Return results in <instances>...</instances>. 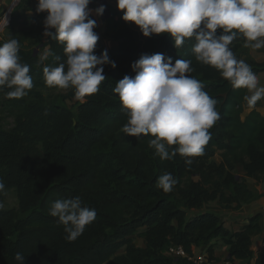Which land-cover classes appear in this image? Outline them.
Returning a JSON list of instances; mask_svg holds the SVG:
<instances>
[{
  "label": "trees",
  "instance_id": "trees-1",
  "mask_svg": "<svg viewBox=\"0 0 264 264\" xmlns=\"http://www.w3.org/2000/svg\"><path fill=\"white\" fill-rule=\"evenodd\" d=\"M28 7L27 0L15 6L8 40H18L20 61L30 66L34 86L22 98H9L10 89L0 86V180L5 186L0 203L11 189L19 199L18 209L0 208V264H19L14 258L17 252L25 256V264H190L166 251L179 245L193 254L196 247L208 245V255L214 258L211 242L219 236L232 245L230 258L253 257L252 238L262 232L261 214L253 215L234 235L214 210L188 219L190 211L206 208L214 200L229 207L253 198L246 179L235 172L238 165L248 177L264 176V115L254 106L243 116L248 90L233 88L220 70L197 61L194 38H185L176 48L168 33L146 37L138 25L122 19L123 12L111 9L106 26L94 29L99 35L94 52L100 55L106 49L116 67L103 65L106 79L99 91L79 99L75 111L66 101L75 97L74 89L48 86L44 80V66L66 60L63 44L44 35L47 12L25 18L24 28H15L16 12ZM221 32L218 28L217 35ZM246 45V37L238 33L229 47L257 74L264 63L250 60ZM36 46L48 47L52 55L42 62L33 53ZM154 53L171 57L173 64L177 59L191 60L189 75L217 101L220 118L208 130L203 154L190 158L191 165L178 153L162 160L149 146L151 134L135 137L123 132L126 110L113 89L125 75H136L131 65L142 54ZM8 117L14 119L11 128L4 125ZM215 156L222 158L221 164L213 160ZM166 172L176 181L170 191L157 187ZM76 196L82 206L95 209L96 216L82 234L68 240L58 218L49 215V207L57 199ZM143 226L148 227L147 246L138 247L132 236ZM124 244L126 253L118 254Z\"/></svg>",
  "mask_w": 264,
  "mask_h": 264
},
{
  "label": "clouds",
  "instance_id": "clouds-1",
  "mask_svg": "<svg viewBox=\"0 0 264 264\" xmlns=\"http://www.w3.org/2000/svg\"><path fill=\"white\" fill-rule=\"evenodd\" d=\"M90 3L91 0H38L36 8L37 13L47 12L44 35L61 42L66 55L63 62L44 66L45 83L61 89L73 88L78 99L99 91L106 79L104 64L116 67L106 49L100 55L94 52L99 40L94 29L98 25L90 17L93 12L101 16L106 6L100 4L92 9ZM116 4L123 10L122 19L134 22L146 37L168 33L176 48L183 45L185 38H194L192 51L196 60L220 70L233 88H246L251 93L244 97L249 106L254 107L264 98V86L259 85L258 76L229 47L238 33L246 37L252 48L264 47V0H116ZM218 28L222 29L219 35ZM19 49L15 38L0 44V86L10 89L6 93L9 98H22L34 86L30 66L20 61ZM50 55L51 51L46 50L41 61ZM190 65L191 60L183 59L173 64L172 58L162 53L142 54L131 65L136 75H125L113 89L126 110L123 132L135 137L151 134L154 138L149 146L156 155L165 160L178 153L187 158V165L192 164L191 157L203 154V146L210 139L208 130L220 118L216 99L189 75L193 71ZM172 145L178 147L170 150ZM175 183L173 175L166 172L158 178L157 187L170 191ZM4 187L0 180V192ZM49 215L58 218L68 234L66 238L74 240L94 221L96 212L82 206L81 198L76 196L52 202ZM14 258L25 264L23 254L17 252Z\"/></svg>",
  "mask_w": 264,
  "mask_h": 264
},
{
  "label": "crops",
  "instance_id": "crops-1",
  "mask_svg": "<svg viewBox=\"0 0 264 264\" xmlns=\"http://www.w3.org/2000/svg\"><path fill=\"white\" fill-rule=\"evenodd\" d=\"M27 1L29 3V7L25 10V17L34 18L37 16L36 8H37L38 0H27ZM92 1L94 2L93 6L91 5L92 7H90L92 9H95L100 4H104L106 6L104 11L106 12L105 17L103 16V14L101 16H97L95 12H93L90 17L96 19L98 27L100 29L106 26V22H107L106 20L109 19L111 16L109 15L111 9L119 10L123 12V10L117 8L116 0H92ZM19 2L20 0H0V18H2L4 13L10 10L13 6H14L13 7L14 10L15 6ZM109 45L115 46L116 43L110 41ZM254 55L256 61H259L261 63L264 62V55L262 56L260 55V53H254ZM256 75L258 76L259 85L264 86V70L260 71ZM248 95H251L249 91H248ZM244 107H245V113L243 116L247 115L253 108L252 106H249L247 102L245 103ZM254 108L259 110L264 115V98L260 99V102L257 103ZM237 174L246 179L249 189L254 194L253 198L250 201L243 203L236 202L229 207L216 205L213 208H209V206H206V208L204 209L190 211V213L188 214V219L196 217L197 214H200L202 211L211 209L219 214L221 223L224 225L226 230H228L232 235L244 230L245 226L249 224L250 218L255 214H261L260 213L261 210L264 209V176H262L259 179L248 177L246 176V172L242 165L237 166ZM217 204L219 203L217 202ZM260 224L262 227V232L253 236L252 238V249L254 250L253 257H248L245 259H234V264H256L257 260L259 259L264 260V216L263 215L260 220ZM147 231H148V227L143 226L138 229V231L134 236H132L133 242L138 247L147 246V241L145 238V233ZM138 234H141L142 237L136 240L135 236ZM232 239L235 240V237H232ZM211 244H213V256L216 259L223 260L231 257L230 250L232 245L226 242L225 237L219 236L213 239ZM126 248L127 246L124 244L119 249L118 254H125ZM202 252L208 253V245H202L194 249V253H202Z\"/></svg>",
  "mask_w": 264,
  "mask_h": 264
},
{
  "label": "rangeland",
  "instance_id": "rangeland-1",
  "mask_svg": "<svg viewBox=\"0 0 264 264\" xmlns=\"http://www.w3.org/2000/svg\"><path fill=\"white\" fill-rule=\"evenodd\" d=\"M91 2H93V1L91 0ZM91 5L93 6V4L90 3L89 4V7H92ZM16 14L19 16V22L18 23H15V28L22 29V28H24V25H23L22 22H24L23 20L25 18H27V17H25V11H19V12H16ZM16 14H15V16H16ZM103 16L104 17L106 16V12L103 13ZM10 18L11 19H9L7 21V23L5 24V26L0 29V40L7 41L8 38H9L10 32H11L12 27H13V22H12L13 19H12V17H10ZM251 43H255V42H251ZM247 45H248L247 50H248V53H249V56H250L249 57L250 60H254V62L259 63V64H262L261 62L256 61L254 53H260V55L263 56L264 55V47H261L259 49H254V48H252L250 46L249 42H247ZM47 49H48L47 47L46 48H41L39 46H36V47H34L33 53H34V55H39V57H41V55ZM254 51H257V52H254ZM57 92H59V91H57ZM63 92L67 93L68 91H65L64 90ZM45 93L47 94L48 91H45ZM66 101H67V104L71 108H73V110H75V111L77 110L78 103H79V99L78 98H76V97H74V98H67ZM0 109H3V106L0 105ZM13 124H14V119L12 117H8L4 121V125H5L6 128H11L13 126ZM213 160L217 164H221V162H222V158L220 156H215V158ZM235 172H237V168H236V171ZM192 178L194 180H198L199 179L198 176H192ZM217 202H218L217 200L208 202L206 206H209V208H213L216 205H221L220 203L217 204ZM3 208H9V209H11V208L18 209L19 208V199H18L17 194H16V191L14 189L8 190L6 192V199H5V202L3 203ZM202 209H204V208L202 207ZM193 210H194V208H193ZM140 237H142L141 234H138V235L135 236V239L138 240Z\"/></svg>",
  "mask_w": 264,
  "mask_h": 264
},
{
  "label": "built area",
  "instance_id": "built-area-1",
  "mask_svg": "<svg viewBox=\"0 0 264 264\" xmlns=\"http://www.w3.org/2000/svg\"><path fill=\"white\" fill-rule=\"evenodd\" d=\"M14 7V6H13ZM13 7L6 11L2 18H0V29L5 26L7 21L11 19ZM166 254L175 258H187L190 264H234V261L229 259L218 260L216 258H210L206 252L187 254L182 246H171Z\"/></svg>",
  "mask_w": 264,
  "mask_h": 264
},
{
  "label": "water",
  "instance_id": "water-1",
  "mask_svg": "<svg viewBox=\"0 0 264 264\" xmlns=\"http://www.w3.org/2000/svg\"><path fill=\"white\" fill-rule=\"evenodd\" d=\"M91 4H93V2H91ZM109 15H111L110 12H109ZM260 213L264 216V209H262Z\"/></svg>",
  "mask_w": 264,
  "mask_h": 264
}]
</instances>
